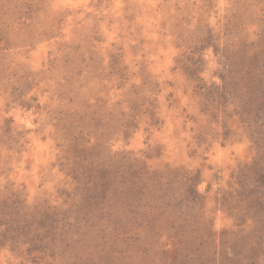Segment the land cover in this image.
<instances>
[{
  "label": "rangeland",
  "instance_id": "obj_1",
  "mask_svg": "<svg viewBox=\"0 0 264 264\" xmlns=\"http://www.w3.org/2000/svg\"><path fill=\"white\" fill-rule=\"evenodd\" d=\"M0 264H264V0H0Z\"/></svg>",
  "mask_w": 264,
  "mask_h": 264
}]
</instances>
